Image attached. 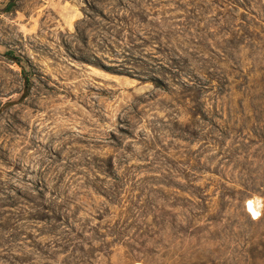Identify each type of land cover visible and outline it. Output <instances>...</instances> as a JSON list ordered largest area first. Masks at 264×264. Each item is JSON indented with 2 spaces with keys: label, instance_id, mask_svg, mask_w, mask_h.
<instances>
[{
  "label": "rangeland",
  "instance_id": "rangeland-1",
  "mask_svg": "<svg viewBox=\"0 0 264 264\" xmlns=\"http://www.w3.org/2000/svg\"><path fill=\"white\" fill-rule=\"evenodd\" d=\"M0 264H264L263 0H0Z\"/></svg>",
  "mask_w": 264,
  "mask_h": 264
},
{
  "label": "bare ground",
  "instance_id": "bare-ground-1",
  "mask_svg": "<svg viewBox=\"0 0 264 264\" xmlns=\"http://www.w3.org/2000/svg\"><path fill=\"white\" fill-rule=\"evenodd\" d=\"M247 209H248V210H249L254 216L257 215V212H258V211L255 210V208L253 207V205H252L251 202H248V203H247Z\"/></svg>",
  "mask_w": 264,
  "mask_h": 264
},
{
  "label": "trees",
  "instance_id": "trees-1",
  "mask_svg": "<svg viewBox=\"0 0 264 264\" xmlns=\"http://www.w3.org/2000/svg\"><path fill=\"white\" fill-rule=\"evenodd\" d=\"M5 56L7 55V57L9 56V55H11L10 53H6V54H4ZM10 57V56H9ZM22 71H23V69H22ZM54 244V243H53Z\"/></svg>",
  "mask_w": 264,
  "mask_h": 264
},
{
  "label": "water",
  "instance_id": "water-1",
  "mask_svg": "<svg viewBox=\"0 0 264 264\" xmlns=\"http://www.w3.org/2000/svg\"><path fill=\"white\" fill-rule=\"evenodd\" d=\"M263 2H264V0H263Z\"/></svg>",
  "mask_w": 264,
  "mask_h": 264
}]
</instances>
